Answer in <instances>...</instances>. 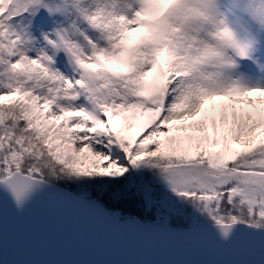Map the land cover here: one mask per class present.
Returning a JSON list of instances; mask_svg holds the SVG:
<instances>
[{"label":"snow or ice","instance_id":"snow-or-ice-1","mask_svg":"<svg viewBox=\"0 0 264 264\" xmlns=\"http://www.w3.org/2000/svg\"><path fill=\"white\" fill-rule=\"evenodd\" d=\"M0 264H264V0H0Z\"/></svg>","mask_w":264,"mask_h":264}]
</instances>
